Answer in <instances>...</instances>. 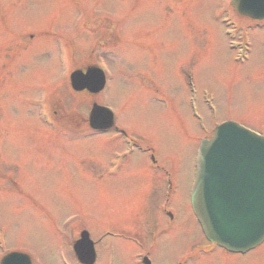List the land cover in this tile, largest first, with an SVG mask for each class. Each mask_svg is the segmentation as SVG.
<instances>
[{
	"label": "rangeland",
	"instance_id": "obj_1",
	"mask_svg": "<svg viewBox=\"0 0 264 264\" xmlns=\"http://www.w3.org/2000/svg\"><path fill=\"white\" fill-rule=\"evenodd\" d=\"M223 2L0 0V259L19 251L33 264H78L71 246L82 230L101 239L96 264L144 254L176 264L204 243L188 202L197 148L225 121L264 135V25L238 21ZM235 35L249 43L242 62ZM91 62L106 88L73 92L68 73ZM93 102L154 150L158 169L137 152L120 161L119 138L88 132ZM52 114L56 131L41 119ZM169 194L170 230L147 209L150 195L161 205ZM202 251L196 264H226L211 245ZM230 262L264 264V246Z\"/></svg>",
	"mask_w": 264,
	"mask_h": 264
},
{
	"label": "water",
	"instance_id": "obj_2",
	"mask_svg": "<svg viewBox=\"0 0 264 264\" xmlns=\"http://www.w3.org/2000/svg\"><path fill=\"white\" fill-rule=\"evenodd\" d=\"M243 15H264V0H234ZM72 87L96 93L105 84L104 73L89 67L85 73L72 72ZM92 128L112 126V113L93 105L89 116ZM192 207L209 240L232 251H246L264 239V137L234 122L218 125L199 149ZM75 243L80 262L92 264L95 254L86 234ZM0 264H31L28 256L10 253Z\"/></svg>",
	"mask_w": 264,
	"mask_h": 264
},
{
	"label": "flooded vegetation",
	"instance_id": "obj_3",
	"mask_svg": "<svg viewBox=\"0 0 264 264\" xmlns=\"http://www.w3.org/2000/svg\"><path fill=\"white\" fill-rule=\"evenodd\" d=\"M116 128V127H115ZM114 128V129H115ZM121 132L122 131H120V130H118L117 128H116V134H118V135H121ZM124 136H125V134H124ZM125 139V138H124ZM149 151H151V149H148ZM156 154H155V152H154V150H152V152H150V155H149V157H150V159L151 160H153L154 162H155V160H154V157H156L155 156ZM157 158V157H156ZM152 200V199H151ZM157 201V200H156ZM154 204H155V200H154V202H153ZM172 223H174V221H172ZM197 247H198V243H194L193 244V247L191 248V250H189V251H187V252H185L184 254H183V262H180V264H196L197 263V261L199 260V259H196V261H194V259H192L193 257H192V255H197V253H194V254H191V252L193 251V248H195V249H197ZM199 248L201 249V246L199 245ZM223 254L225 255V259H226V264H230L231 262H230V259H233V257H235V256H237V257H246V256H248L249 255V253H246V254H244V255H233V254H226V252L224 253V251H223ZM184 258H186V259H184ZM198 258V257H197ZM223 264V263H222Z\"/></svg>",
	"mask_w": 264,
	"mask_h": 264
}]
</instances>
